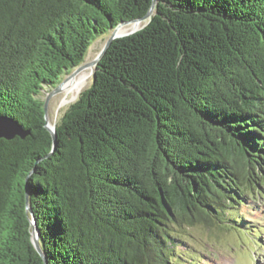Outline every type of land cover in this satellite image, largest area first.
Here are the masks:
<instances>
[{
    "label": "trees",
    "instance_id": "16d2710c",
    "mask_svg": "<svg viewBox=\"0 0 264 264\" xmlns=\"http://www.w3.org/2000/svg\"><path fill=\"white\" fill-rule=\"evenodd\" d=\"M151 4L0 0V117L27 133L0 140V264H45L33 219L48 264H170L183 229L236 228L264 193V0H158L54 142L48 94Z\"/></svg>",
    "mask_w": 264,
    "mask_h": 264
},
{
    "label": "rangeland",
    "instance_id": "374dc122",
    "mask_svg": "<svg viewBox=\"0 0 264 264\" xmlns=\"http://www.w3.org/2000/svg\"><path fill=\"white\" fill-rule=\"evenodd\" d=\"M139 24L140 27L135 30H131V26L123 27L127 33H119L120 36L130 35L143 29L148 21ZM109 37V34L103 35L93 43L83 64L91 63L100 57ZM94 68L91 66L82 70L93 71L82 91L92 84ZM70 74L64 76L63 81ZM77 98L72 93L65 92L64 88L51 96L48 103V118L51 126L59 122L67 108ZM260 193L262 194L256 195L255 198H247L227 215L228 218L239 221L235 224L236 228L196 226L183 229V235L173 251V260L176 261L172 260L170 264H264V193L261 190ZM235 211L238 215L234 213Z\"/></svg>",
    "mask_w": 264,
    "mask_h": 264
},
{
    "label": "water",
    "instance_id": "95a60500",
    "mask_svg": "<svg viewBox=\"0 0 264 264\" xmlns=\"http://www.w3.org/2000/svg\"><path fill=\"white\" fill-rule=\"evenodd\" d=\"M157 3H158V0H152V4H151V7H150V10L148 11V13L144 17H142L140 19H137V20H134L132 22L136 21V22L140 23L142 21L147 20L148 23H149L151 21V18L154 15V11H155ZM128 23H131V22H127L125 24H128ZM120 26L121 25H119L111 33V35H110V37H109V39H108V41L106 43V46H105L104 50L102 51L100 57L97 60H95V61H93L91 63H85V64L79 66L74 72H72L69 75V77L67 79H65L58 87H56L55 90H53L51 93L48 94V97H47V100H46V103H45V113H46L45 115H46V123H47L46 126H47L48 130L50 131V133L52 134L54 142H56V140H57L56 126L55 125L51 126L50 122H49V118H48V103H49V99L51 98V96H53L56 93H59L63 89V86H64V84H65V82L67 80L73 78L76 74H78L79 72H81L84 69H87V68H89L91 66L96 67V65L98 64V62L100 61L102 56L105 54L107 49L111 46L113 41L118 39V38L125 37V36H120V34L118 33L119 29H120ZM131 34H134V33H131ZM126 36H129V35H126ZM94 71H95V68H94ZM26 135H27V133L16 122H13V121H11L9 119L0 117V140L1 139L12 140V139H14L16 137L25 138ZM27 209L33 215L32 209L30 208L29 205H28ZM31 223H32V242H33V245H34L36 251L39 253V255L44 260V263L48 264L47 258L45 256V254H44V252L42 250L41 244H40V233H39V229H38V226L36 224V221L33 219L31 221Z\"/></svg>",
    "mask_w": 264,
    "mask_h": 264
},
{
    "label": "bare ground",
    "instance_id": "6f19581e",
    "mask_svg": "<svg viewBox=\"0 0 264 264\" xmlns=\"http://www.w3.org/2000/svg\"><path fill=\"white\" fill-rule=\"evenodd\" d=\"M125 26H131V30H135L140 27L139 22H131L125 25L120 26L119 32L118 33H127L123 27ZM92 70H85L82 71L81 73H78L77 76L67 80L63 86L64 91L67 93H72L74 97H78L80 93L82 92V89L84 85L86 84L88 78L92 74Z\"/></svg>",
    "mask_w": 264,
    "mask_h": 264
}]
</instances>
